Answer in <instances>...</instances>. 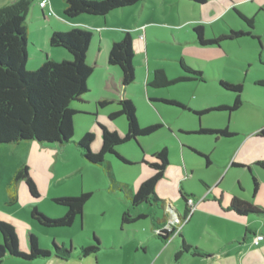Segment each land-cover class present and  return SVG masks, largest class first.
Masks as SVG:
<instances>
[{"label":"rangeland","instance_id":"374dc122","mask_svg":"<svg viewBox=\"0 0 264 264\" xmlns=\"http://www.w3.org/2000/svg\"><path fill=\"white\" fill-rule=\"evenodd\" d=\"M221 1L223 0L193 3L184 0L169 5L162 0H145L143 3L112 12L108 16L111 28H104L98 21H91L94 26L83 27L91 33L98 28L102 31L106 29V32H103L104 38H107L108 31L119 30L121 32L119 40L123 38L125 32L122 27L128 28L130 33L134 32L133 29L137 25L148 26L149 29L156 28L160 30L159 36H154L149 41L147 54L139 51L140 56L136 57L137 61L145 63L148 61L151 80L154 66L166 69L169 72V79H174L179 73L188 76L180 65L181 59L193 67L205 69V79L154 88L142 83V70L133 63L136 67V76L134 83L129 86L128 93L129 99L136 107L138 123L140 127L156 123L161 127L150 135L139 136L116 146V152L130 163H125L115 154H108L105 157L106 166L104 167L86 161L77 148L76 142L85 134L84 129H87V132L95 135L90 149L97 152L102 141L98 118L101 117V120L108 124V128L116 131L121 137L125 134L127 123L124 116H118L113 120L108 116L109 113L119 109L117 102L105 107L97 105L99 98L96 97L101 83L99 75L107 76L108 72L104 65L96 66L94 61L89 59L91 62L87 61V63L93 68L88 82L90 90L85 95L89 101L73 105H84L90 114L74 116V135L71 142L66 144L72 146V149H67L62 155L51 151L32 154L28 144L42 145L41 143L22 141L19 143L20 146L18 143L0 145V156L5 157L3 164L1 163L0 172V221L11 224L15 229L21 253L26 255L30 253V233L36 237L39 250L51 253L49 257L31 260L6 256L1 264H147L148 259L152 257V249L148 245V256L145 255L140 240L153 235V214L161 219L165 211L162 204H142L138 209L132 207L126 191L129 192L130 189L135 191L145 176L153 173L143 161L144 159L152 160V155L163 147L169 149V165L155 191L159 199L167 203L171 201L179 213L182 214L186 207L180 191L186 195L193 193L199 197L198 192L205 188L202 181L212 180L216 175L223 177L222 186L240 192L239 195L247 197L250 192L253 194L252 174L248 167L240 166L239 162L252 161L256 157L264 159V137L248 138L246 133L249 130L264 128V84L260 83L264 82V50H259L261 44L264 48V22L261 20L255 24L259 39L242 37L226 40L222 41L217 49L214 45H201L195 39L194 26H203L204 36L208 40H215L218 34L215 37L213 31L218 33L219 28L226 29L229 33L231 30L226 22H230L237 30L242 26L249 28L232 7L230 11L226 10L218 21L206 22L215 16L216 8L209 4L218 6ZM235 5L250 13L258 10L259 7L264 8V2L258 1L254 3L247 1ZM80 17L90 18L86 14ZM90 20L93 19L90 18ZM172 28H176L179 40L174 38ZM30 37L31 34L28 32V43L33 45L34 42L29 40ZM39 38L41 39V36ZM35 41L43 50L28 49L26 62L28 71L38 69L34 64L42 56L41 54L49 56L48 53L53 52L54 57L59 61L63 60L59 56L60 52L70 55L64 48L51 47L49 40L45 42L48 50H44L42 39ZM133 48L135 52L134 41ZM50 57H52L51 54ZM114 68L119 70L116 66ZM94 69L97 71L94 72ZM108 77L111 76L108 75ZM220 81L242 85V105L239 109L232 112L214 110L218 106H231L236 96V93L222 88ZM163 100H176L186 107L168 104ZM202 109L213 110L204 114L196 113ZM179 127L184 129L181 130ZM225 128H228L230 133L238 132V134L215 136L198 132L199 129ZM25 146H28L27 149ZM200 152L210 153L212 163L210 166H206V158L201 156ZM9 157L24 158V164L28 165L31 177L37 187L39 186L38 198L30 195L25 181H20L18 201L9 203L8 179H5L6 161ZM236 160L239 165L231 167V163ZM226 162L228 164L225 167ZM250 168L251 171L253 168L257 171L258 174L253 173L260 178L257 177L260 188L263 186L262 183L264 184V170L252 165ZM121 186H125L126 191ZM82 192H91L92 197L85 204L82 216L78 217L72 226L46 227L31 216L33 207L37 206L49 217H62L63 215L57 214L60 211L65 214L67 208L55 203L53 199L79 196ZM126 210L132 214L143 210L148 213V217L131 224H122V215ZM168 214L167 220L171 218V213ZM240 229L242 231L245 227ZM225 230L227 231V228ZM233 232L236 234L235 230ZM95 239L99 240V251L94 255L83 256L81 248L97 244ZM2 241L0 233V243ZM54 245L60 250L70 252L69 259L64 260L61 256L53 254ZM232 252L239 257L240 251L235 245H232Z\"/></svg>","mask_w":264,"mask_h":264},{"label":"trees","instance_id":"16d2710c","mask_svg":"<svg viewBox=\"0 0 264 264\" xmlns=\"http://www.w3.org/2000/svg\"><path fill=\"white\" fill-rule=\"evenodd\" d=\"M35 1L15 0L0 7V145L17 144L22 141L62 145L71 142L74 135V116L82 113L76 107L79 105L73 104L84 103L85 95L89 92L88 79L93 73V68L87 63V54L92 41V33L85 29L72 28L66 32L54 31L50 35L49 44L52 47L66 49L71 56L70 59L58 61L46 58L35 71L26 69L29 44L27 16ZM142 1L144 0H63L64 14L68 18H74L82 14L106 16L114 10L134 6ZM191 1L204 3L206 0ZM239 15L249 29H252L255 19L240 12ZM193 30L197 41L204 46L220 45L222 41L236 40L246 36L255 37L251 31L231 30L227 34L216 37L215 40H208L204 36L203 26H194ZM134 56L131 33L125 31L121 40L113 41L108 55L109 64L118 67L120 70L121 84L124 88L135 81ZM180 65L184 72L192 74V77L191 75L181 74L174 79H169L164 69H156L153 72L150 85L154 88H163L179 82L194 79L203 80V70L186 65L182 59ZM260 83L264 84V82ZM220 86L236 93V96L231 106H218L214 110H229L232 112L239 109L242 105V85L220 81ZM163 101L168 104L186 107L176 100ZM96 103L100 107H105L113 103V100L100 99ZM117 103L119 109L110 113L109 118L112 120L118 116L126 118L127 129L123 137L116 131H111L103 123L98 122L101 128L102 141L97 152L90 149L95 138L93 133L86 131L76 142V146L84 159L91 164L105 167V157L108 154H115L120 160L130 163L125 157L116 152V146L139 136L150 135L161 127L158 123L140 127L135 113L136 107L131 99L121 98L117 100ZM211 110L213 109H204L196 113L204 114ZM198 132L215 136L232 135L227 128L220 130L199 129ZM261 132L263 133V130ZM204 157L208 159V156L204 155ZM143 162L150 167L153 173L139 184L133 194L130 193V190L127 192L125 186L121 187L126 191L127 198L134 208H138L142 204H162V207H164L163 200L159 199L155 188L164 177L169 165L168 147H163L155 152L152 155V160L147 161L144 159ZM257 163L264 167V161H258ZM111 180L114 181L112 177ZM252 180L253 195H255L259 188V180L253 175ZM20 181H25L32 197H39V190L29 173V167L23 164L17 168L8 184L9 203L18 201V184ZM180 194L188 206L185 215L180 216L182 221H186L191 214V206L188 204V200H194V198L182 191H180ZM91 197V192H82L79 196L54 198L55 203L67 208L62 217H49L42 213L37 206L33 207L31 216L39 224L46 227H69L73 225L78 217L82 216L83 208ZM230 209L240 215L264 214V207L261 208L237 197L232 199ZM146 217H148L147 214L133 215L129 210H126L122 215V224H131ZM153 220L155 225L159 224L155 218ZM165 223L157 228L162 227ZM174 231L175 229L170 233H155V235L167 242ZM0 233L3 240L0 243V264L6 256L26 260L51 256V253L38 249L37 239L32 233L29 235L30 253L28 255L19 251L18 238L11 224L1 220ZM95 240H97V244L81 248L83 256L94 255L99 251V240ZM53 254L61 256L64 260H68L70 257V252L60 250L55 245ZM184 254L200 257L209 255L202 249L188 244L185 240L182 241L175 257L179 259Z\"/></svg>","mask_w":264,"mask_h":264},{"label":"crops","instance_id":"0c3cea01","mask_svg":"<svg viewBox=\"0 0 264 264\" xmlns=\"http://www.w3.org/2000/svg\"><path fill=\"white\" fill-rule=\"evenodd\" d=\"M14 1L15 0H0V7L8 5ZM144 1H142L141 3H143ZM162 1L166 4L172 5V4L180 3L181 1H184V0H162ZM188 1L196 3L191 0H188ZM229 1L230 0H223L218 6L209 4V6L216 8V10H215L214 18L208 19L206 22L218 21L219 18L223 17L224 12L226 10L230 11V7H232L234 12L240 18L241 16L239 15V12L246 16L253 17L255 19L254 26L252 29L242 26L240 27L241 29L239 30L251 31L255 37H250V38L259 39L260 36L256 35L257 33H256L255 24L257 22H260L261 20L264 22V8L259 7L258 10L250 13V11L241 9L239 6L235 4H242L247 1H250L252 3H254V1L264 2V0H236L233 3H230ZM39 2L40 0L35 1V3L33 4L27 16V24L29 28L28 32L29 34H31V37L29 38V40L34 42L33 45L28 44L29 50L30 48H33V50H43V48L39 46L37 42L35 41L37 39L39 40L42 39V44L44 43V50H48L46 48L45 42L46 41L48 42L50 35L54 31H68L72 28L84 29L83 27H88V25L94 26L93 25L94 23H92L91 21H98L101 23V26H104V28H111V24H109L108 16L112 12L116 11L114 10L106 16L88 15L93 20H90V18L88 19V18L80 17V15L77 18L71 19V18L66 17V15L64 14L63 0H49V5L44 9L40 7ZM204 3H206V1ZM50 7L54 11V14L52 15L48 14ZM121 9H117V10H121ZM226 23H227V26H229L230 30H237V28L234 27L230 22H226ZM122 28L125 31L130 32L128 28L126 27H122ZM203 29L205 33V28L203 27ZM133 30L134 32H131V34L133 36L135 52L137 53V55L135 53V56H134V63H136L137 67L141 68L142 70V73H141L142 83L149 86L152 80L150 78L151 73H150L148 61H146V63L143 61H137L136 57L140 56V53H138L139 51H143L147 54L149 41L152 38H154V36L158 37L159 36L158 33L160 30L156 28L149 29L148 26H144V25H137V27H135ZM103 32H106V29L102 31V29L98 28L95 30L94 33H92V41L88 49L87 61L88 62L94 61V64L96 66L104 65L106 67L105 69L107 70L108 75L111 76L109 78L108 75L107 76L99 75L101 77V80H100L101 83L99 84L100 85V87L98 88L99 93L96 98H99L98 100L109 99V100H113V102H117V100L121 98H130V94L128 93L129 86L127 88H124L121 84L120 70L114 68V66L110 65L108 62V55H109L111 45L113 41L119 40L121 38L120 37L121 32L115 29L112 30L111 32L108 31L106 34L107 38H104ZM171 32L174 38H178L177 37L178 33L176 32V28L175 29L172 28ZM226 32H227L226 29L219 28L218 33H215V31H213V35H215L216 37L217 34L218 36H220V35L228 33ZM38 36L39 37L41 36V39ZM246 37H249V36H246ZM214 46H216V49H217L218 45H214ZM259 50H264L262 44L260 45ZM50 54L52 56L50 57L51 59L58 60L56 57H54L53 52L48 53L49 56ZM36 55L34 57H36ZM41 55L42 56L40 57L38 56L39 58L37 59L36 64H34L36 68H38L46 58H49V56H45L46 54L44 55L41 54ZM59 56H61L60 57L61 59L71 58V56L66 54V52H60ZM89 59L91 61H89ZM183 61L186 65L193 67L192 65L188 64L185 60ZM194 68L201 69L204 71V76H203L204 77L203 81H204L205 75H206L205 69H203L202 67H194ZM156 69H164V68L160 66H154L152 69V72H154ZM164 70L166 71V69ZM95 71L97 70L94 69V72ZM166 73L167 75L169 74L168 71H166ZM178 75H181V73H179ZM188 75L192 76V74H188ZM152 78H153V73H152ZM89 79H88V82H89ZM194 80H200V79H194ZM190 81H193V80H190ZM96 87H98V85ZM146 94L149 95V92L146 91ZM88 101L89 99L85 97L84 103H87ZM188 106L191 107L190 105ZM76 107L78 110H80V112L84 114L85 113L90 114V112H88V110L84 108V105H79ZM99 116H101V114H99ZM98 120L99 122H102L104 125L109 127L107 123L101 120V117L98 118ZM179 128L181 130L184 129L183 127H179ZM126 129L124 132H126ZM262 130H263V133L261 132ZM86 131L87 129H84V132ZM246 133L248 135V138L251 136L264 137V128L249 130ZM237 134L238 132L232 133V135H237ZM98 136L100 137L99 133H98ZM20 145L21 144H19V146ZM28 146L30 147L32 154H35L34 152L40 153L44 151H51V152H56V154L58 155H62L65 151H67V149L72 147L70 145H66V144L62 145V144H57V143L42 144V145L28 144ZM28 146H25V148L27 149ZM202 152H200L199 154L203 157L204 155L208 156V159H206V166H210L212 164L210 161V153L206 154V152L205 153H202ZM4 158L5 157L3 155L0 156V172L2 170L1 163L3 164ZM258 161H264V159L260 157H256V159L252 161H248V160L240 161L239 164L240 166L248 167L251 174L256 177V175L253 172L256 173L257 171H255L254 168H253V171H251L250 166L251 165L253 167L259 166L260 168L264 170V167L257 163ZM236 162L237 160L233 161L231 163V167L234 165H239ZM24 163H25L24 158L13 159L9 157L7 159L6 161L7 175L5 177V179H8L7 184H9V182L12 180L17 168L22 166ZM227 164L228 162H226L225 165L224 164H221V165L222 166L224 165L226 167ZM149 176L150 175L145 176V179ZM213 178L214 179L212 180L208 179L209 181L207 180L202 181L205 188L198 192L200 194L199 197H196L193 193H188V196L191 195L192 198H194L196 206L194 207V209L191 210V214L188 216L187 221L184 224H182V227L167 242L157 237L155 235V230H154L158 226H161L163 223H165L167 218H169L168 215H170L168 214L169 212H167L166 206L168 204L172 205V202L169 201L167 203L166 201L163 200V204H164L163 209L165 211L164 217L160 219L156 217L155 214H153L152 218L153 219L155 218L159 222V224L155 225V222L153 220V224H152L153 235H148L147 237L143 239L141 238L142 240H140L141 248L145 255L148 256V249H147L148 245L152 249V257L148 259L147 264H237V263L238 264H264V239L260 241V243L257 245L253 243V239L256 235L258 234L264 235V214L262 215H257V214L240 215L230 209V204L234 197L240 198L245 201H249L263 208L264 207V184L262 183L263 186H260V188H258V191L256 192L255 195H253L250 192V195L246 197V195H243V196L239 195L240 192L236 190L234 191V190H231V189H228L222 186L223 177H220V175H216ZM38 189H39V186H38ZM135 191H133V189H130L131 194H133ZM187 209H188V206L186 205L184 212L181 214L177 211L178 212L177 214H179L180 216H184ZM141 213L148 215V213L144 212L143 210L134 212L133 215H138ZM57 215H64L63 211H60V213ZM225 227L227 228V231L225 230L226 229ZM241 227H245L244 230L242 229L243 232L240 229ZM233 230L236 231V234L233 232ZM184 240L188 244L198 247L202 249L203 251L207 252L209 255L200 257V256H193L190 254H184L179 259H176L175 254L180 249L182 241ZM232 245H235L237 249L240 251L239 257H236L233 254L235 252H232ZM246 246L247 248L245 249Z\"/></svg>","mask_w":264,"mask_h":264},{"label":"built area","instance_id":"2783aa9c","mask_svg":"<svg viewBox=\"0 0 264 264\" xmlns=\"http://www.w3.org/2000/svg\"><path fill=\"white\" fill-rule=\"evenodd\" d=\"M39 5H40V7L42 9H44V8H46L49 5V0H40ZM48 14L49 15L54 14V11H53V9L51 7H50V9L48 11ZM188 204L191 206V210L194 209V207L196 206V203H195V201L193 199H189L188 200ZM186 221H182L180 216L172 215L171 218L169 220H167V222L162 227H159V228L155 229V233H157V234H166V233L172 232L173 229H175V231H174V234H175L180 229L182 224H184ZM263 239H264V235L258 234V235H256L254 237L253 243L257 245Z\"/></svg>","mask_w":264,"mask_h":264},{"label":"water","instance_id":"95a60500","mask_svg":"<svg viewBox=\"0 0 264 264\" xmlns=\"http://www.w3.org/2000/svg\"><path fill=\"white\" fill-rule=\"evenodd\" d=\"M166 209L171 213V216L172 215H177V213H178L177 209L173 205L168 204L166 206Z\"/></svg>","mask_w":264,"mask_h":264},{"label":"flooded vegetation","instance_id":"af4514ba","mask_svg":"<svg viewBox=\"0 0 264 264\" xmlns=\"http://www.w3.org/2000/svg\"><path fill=\"white\" fill-rule=\"evenodd\" d=\"M177 216H180L179 214H177ZM166 222H167V220H166Z\"/></svg>","mask_w":264,"mask_h":264}]
</instances>
